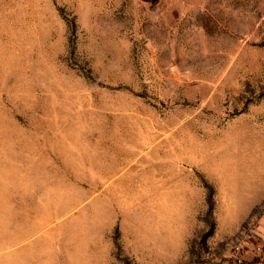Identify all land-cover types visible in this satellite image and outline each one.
Returning <instances> with one entry per match:
<instances>
[{"label": "rangeland", "instance_id": "rangeland-1", "mask_svg": "<svg viewBox=\"0 0 264 264\" xmlns=\"http://www.w3.org/2000/svg\"><path fill=\"white\" fill-rule=\"evenodd\" d=\"M0 264H264V0H0Z\"/></svg>", "mask_w": 264, "mask_h": 264}]
</instances>
